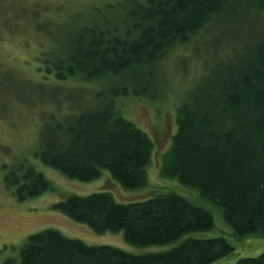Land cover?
I'll use <instances>...</instances> for the list:
<instances>
[{"label":"trees","instance_id":"trees-1","mask_svg":"<svg viewBox=\"0 0 264 264\" xmlns=\"http://www.w3.org/2000/svg\"><path fill=\"white\" fill-rule=\"evenodd\" d=\"M40 4L33 14L43 33L54 23L44 15L63 18L70 8L51 5L41 13ZM98 6L88 16L78 14L83 7L71 9L70 23L57 31L60 51L49 53L39 44L37 71L40 81L68 82L70 89L115 82L96 96L90 93L97 107L75 106L65 114V127L43 130L35 157L78 183L99 180L108 172L122 189L147 188L146 168L155 146L119 113L117 101L131 95L153 101L172 91L160 78L164 62L186 51L198 59L193 39L207 34L203 46L208 56L199 58L196 73L189 75L185 57L175 63L182 61L183 72L176 75L183 79L182 73L185 84L193 79L188 85L193 89L182 99L179 92L177 131L162 176L197 190L202 200L222 211L237 240L264 238V0H104ZM239 33L247 41L232 44ZM44 34L54 38L53 31ZM35 117L39 119L38 113ZM40 117L44 121L47 114ZM51 121L57 123L55 116ZM4 184L19 203L51 190L45 175L23 165L13 166ZM54 207L98 235L121 233L134 248L172 249L132 255L109 246L91 247L48 229L27 237L19 256L2 264H215L235 250L222 237L190 238L212 230L214 218L175 193L134 204H119L108 192L73 195ZM236 264H264V252Z\"/></svg>","mask_w":264,"mask_h":264},{"label":"rangeland","instance_id":"rangeland-1","mask_svg":"<svg viewBox=\"0 0 264 264\" xmlns=\"http://www.w3.org/2000/svg\"><path fill=\"white\" fill-rule=\"evenodd\" d=\"M37 1L41 3V13L43 7L51 5L64 4L66 7H70L63 14V18H56L52 15L43 16L45 19L54 20V23L49 22L48 24L51 27L49 31H44V33L53 31L54 38H49L36 27L39 20L35 19L33 13ZM103 1L0 0V264L7 258L18 257V250L27 237L48 229L60 231L69 239L82 240L91 247L109 246L132 255L161 253V251L172 249V246L134 248L125 243L121 233L98 235L86 225L75 223L70 218H66L54 207L73 195L86 197L102 192L111 193L119 204H134L160 195L175 193L192 204L205 208L213 215L215 227L212 230L194 233L189 236L190 238L205 240L222 237L234 246L235 250L228 258L219 260L215 264H236L240 259L261 256L264 252V238L250 236L237 240L230 227L223 221L222 211L208 201L202 200L197 190L185 187L177 180L166 179L162 176L165 158L171 149L172 139L177 131L175 121L177 107L180 105L178 103L179 92L181 91L182 99V96L190 93L193 89L188 87L192 84L193 79L185 84L183 83L185 81L182 77L183 74L180 73L183 79L177 76L183 64L182 61L181 65L175 63L179 62V58L185 57L184 64L188 61L189 75H192L193 70L194 72L197 70L199 58L204 60L208 56L205 54L203 46L207 34L198 35L193 39L194 46L199 50L198 59L190 57V51H186L185 55L181 56L177 52L171 60L164 62L163 67L165 68L160 78L165 84L171 86L173 92L168 91L156 95L152 98L153 101L133 95L120 98L117 101V107L121 111L119 113L149 135L153 146H155L152 161L146 168L149 180L147 188L135 191L122 189L108 172H104L99 180L78 183L54 172L35 157L43 130L48 131L51 127L54 129L57 124L65 127V119H67L65 114L75 106L85 107V104H92L97 107L98 103L90 93L94 92L96 94L93 95L96 96L98 91L108 90L115 82L111 79L91 85L80 84L81 86H79L76 84L74 88L70 89L67 86L71 83L68 82L64 86L58 82H49L50 80L40 81L42 74L37 71L39 67L37 57L41 51L39 44L41 43L49 53L50 51L52 53L60 51L57 48L61 38L58 37L57 31L61 25L70 23L68 16L71 9L83 7V11L78 14L88 16L93 14V9H98L100 7L98 5ZM64 21L65 23H63ZM42 23L47 22L42 21ZM239 35L242 36L239 37ZM239 35L232 36V40L229 38L228 41L231 40L232 44L247 41L243 34L239 33ZM251 37H253L252 33L249 35V38ZM189 49L192 48L189 47ZM218 52L226 58L225 52L222 50ZM220 55L219 60L223 59ZM36 106L40 109L34 110ZM42 112L47 114V119L44 121L40 120ZM37 113L39 119L35 117ZM51 116H55L57 123L51 121ZM17 165L18 168L22 165L24 168H34L45 175L51 184V190L34 200L19 203L4 184L5 174Z\"/></svg>","mask_w":264,"mask_h":264}]
</instances>
